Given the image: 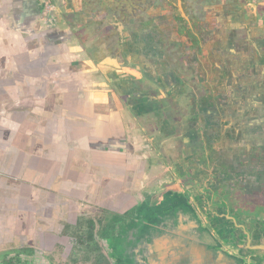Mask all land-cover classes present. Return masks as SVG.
Listing matches in <instances>:
<instances>
[{
  "label": "flooded vegetation",
  "instance_id": "1",
  "mask_svg": "<svg viewBox=\"0 0 264 264\" xmlns=\"http://www.w3.org/2000/svg\"><path fill=\"white\" fill-rule=\"evenodd\" d=\"M55 3L42 0L41 10L50 12ZM78 7L93 18L74 20L70 27L96 35L92 46L114 52L135 44V60L124 51L121 62L139 64L143 80L158 87L175 77L184 83V93L202 88L200 96L210 92L212 100L203 102L201 112L167 96L159 110L141 115L168 167L142 200L114 209L84 205L60 219L52 215L48 224H39L35 238L26 236V246L0 251V264H208V259L213 264H264V141L248 138V124L256 136L264 135V105L253 106L255 78L264 68V0H79ZM197 55L210 60L211 67L205 64L209 75L225 81L233 103L241 105L235 127L224 111L225 97L209 91L206 80L202 87L197 83ZM259 82L264 83V73ZM168 121L175 122L177 131L201 121L214 130L221 122L226 138L210 149L181 136L170 142L167 138L174 135L154 128ZM186 144L194 158L183 172L174 171L167 152L180 156ZM222 255L226 263L217 261Z\"/></svg>",
  "mask_w": 264,
  "mask_h": 264
},
{
  "label": "crops",
  "instance_id": "2",
  "mask_svg": "<svg viewBox=\"0 0 264 264\" xmlns=\"http://www.w3.org/2000/svg\"><path fill=\"white\" fill-rule=\"evenodd\" d=\"M78 1L56 0L50 12H43L42 0H0V101H14L21 110L19 118L8 121L15 133L0 157L15 155L14 161L23 163L15 173L16 180L23 181L16 186L19 194L25 195L24 204L30 203L31 210L42 212L39 216L44 223L52 215L68 216L69 211L76 212L84 205L114 209L119 203L142 200L145 192L156 188L157 179L168 167L163 165L159 147L150 142L141 115L159 110L167 96L200 107L201 112L205 111L203 102L212 100L210 92L200 96L202 88L193 96L184 93V83L179 84L175 77L164 79V86L158 87L143 80L139 64L121 62L124 51L134 59L132 55L138 51L135 44L127 42L129 46L123 44L114 52L92 46L96 35L71 28L74 20L93 18L89 10L79 11ZM197 57V83L202 87L206 80L209 91L223 95L224 111L234 119L241 105L233 103L235 97L225 81L209 75L210 60L204 62ZM192 66L195 68V64ZM259 70L255 108L264 105V83L259 82L264 68ZM235 120L234 127L238 123ZM217 125L213 130L201 121L177 131L175 122L168 121L154 128L158 133L174 135L167 138L170 142L181 136L184 142L197 139L210 149L218 139L226 138L223 123ZM4 130L6 127L0 138L5 136ZM248 130L252 132L248 138L264 141V135L256 136L250 124ZM188 146L180 156L167 152L174 171L183 172L187 160L194 158L191 151L186 152Z\"/></svg>",
  "mask_w": 264,
  "mask_h": 264
},
{
  "label": "rangeland",
  "instance_id": "3",
  "mask_svg": "<svg viewBox=\"0 0 264 264\" xmlns=\"http://www.w3.org/2000/svg\"><path fill=\"white\" fill-rule=\"evenodd\" d=\"M19 101V100H16ZM0 101V136L1 130L6 127L5 136L0 138V151L3 146L8 143L9 139L14 135V130L9 128L8 121L16 117H20V109L16 108L14 101L1 103ZM20 104L19 106H21ZM5 119V120H4ZM3 120L6 123H2ZM21 154L17 155L20 158ZM15 155L9 158V155L0 157V251L12 250L26 246L28 238H34L39 231V224H42L39 210H31V204H24L23 194H19V187L16 183L23 181L16 180V171L23 168V163L18 164L14 161ZM23 159V157H21ZM26 207V209H24ZM45 213V212H44ZM36 214L37 222L32 224V217ZM47 214V212H46ZM31 226V228H30ZM45 227V226H44ZM30 228V229H29ZM34 229V232H29Z\"/></svg>",
  "mask_w": 264,
  "mask_h": 264
},
{
  "label": "water",
  "instance_id": "4",
  "mask_svg": "<svg viewBox=\"0 0 264 264\" xmlns=\"http://www.w3.org/2000/svg\"><path fill=\"white\" fill-rule=\"evenodd\" d=\"M207 259V258H206ZM212 259H208V264H213ZM217 261H221L222 263H226L228 260L224 258V256H217ZM198 264H207V261L205 263H201L199 260L196 261Z\"/></svg>",
  "mask_w": 264,
  "mask_h": 264
}]
</instances>
